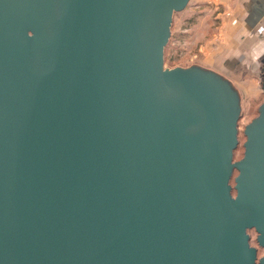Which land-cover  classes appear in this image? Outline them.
<instances>
[{
    "label": "water",
    "instance_id": "1",
    "mask_svg": "<svg viewBox=\"0 0 264 264\" xmlns=\"http://www.w3.org/2000/svg\"><path fill=\"white\" fill-rule=\"evenodd\" d=\"M186 2L9 1L0 264H264V104L234 163L215 80L163 67Z\"/></svg>",
    "mask_w": 264,
    "mask_h": 264
},
{
    "label": "rangeland",
    "instance_id": "2",
    "mask_svg": "<svg viewBox=\"0 0 264 264\" xmlns=\"http://www.w3.org/2000/svg\"><path fill=\"white\" fill-rule=\"evenodd\" d=\"M244 2L246 0H189L185 10L173 14L163 50L164 69L213 73L227 81L237 95L240 116L234 163L244 156L245 128L259 117L258 110L264 104V46L253 44L254 33L248 34L243 28L239 16L244 12ZM242 34H245L244 40H241ZM242 42L249 44L248 49L240 46ZM247 52L246 59H240V55ZM239 61L242 64L238 65ZM238 174L232 175V187ZM254 233L253 230L248 232L250 246L257 250L258 259L264 256V248L257 246Z\"/></svg>",
    "mask_w": 264,
    "mask_h": 264
},
{
    "label": "flooded vegetation",
    "instance_id": "3",
    "mask_svg": "<svg viewBox=\"0 0 264 264\" xmlns=\"http://www.w3.org/2000/svg\"><path fill=\"white\" fill-rule=\"evenodd\" d=\"M9 1L10 0H0V25L6 26V27H8L6 25V24H8V23H6L7 20H9V21L12 20V19H10L11 17H10V4H9ZM179 1H181V0H179ZM186 1L187 2L185 4V7H187V3H188L189 0H186ZM175 3H178V1L175 2ZM182 10H180V11H182ZM180 11H174L172 13V16H173L174 13L180 12ZM2 22H5V23H2ZM190 72L192 74H195V75L196 74H202V76L203 75L212 76L211 80H215V84L214 85H215L216 94L221 96V97H223V98L225 97L226 98V103H227V105L223 103L222 105L217 107L219 112H220V115H216V116L220 117L222 115L221 114L222 113L221 109L223 108L225 110V107H226V110H228V113L230 115H232L233 117H235L236 120H238V118L240 116L239 106H238V97L235 94V92L233 91V89L230 87V84L227 81H225L224 79H222L220 76L215 75L213 73L201 72V71H197V70H194V69H190ZM187 85L192 86L190 81L187 83Z\"/></svg>",
    "mask_w": 264,
    "mask_h": 264
},
{
    "label": "crops",
    "instance_id": "4",
    "mask_svg": "<svg viewBox=\"0 0 264 264\" xmlns=\"http://www.w3.org/2000/svg\"><path fill=\"white\" fill-rule=\"evenodd\" d=\"M244 12L239 16L242 21L243 28L246 29V33H254V42L260 43L264 46V0H246L242 3ZM256 36V38H255ZM245 39V34H242V39ZM252 44V45H253ZM248 43L242 42L241 47H244V50L248 49ZM251 53V52H250ZM247 53H243L240 56V59L243 58V61L246 59L245 56H248ZM242 61H239V64Z\"/></svg>",
    "mask_w": 264,
    "mask_h": 264
},
{
    "label": "clouds",
    "instance_id": "5",
    "mask_svg": "<svg viewBox=\"0 0 264 264\" xmlns=\"http://www.w3.org/2000/svg\"><path fill=\"white\" fill-rule=\"evenodd\" d=\"M253 58H254V59H257L258 57L254 56Z\"/></svg>",
    "mask_w": 264,
    "mask_h": 264
},
{
    "label": "trees",
    "instance_id": "6",
    "mask_svg": "<svg viewBox=\"0 0 264 264\" xmlns=\"http://www.w3.org/2000/svg\"><path fill=\"white\" fill-rule=\"evenodd\" d=\"M234 192V191H233ZM235 193V192H234Z\"/></svg>",
    "mask_w": 264,
    "mask_h": 264
}]
</instances>
